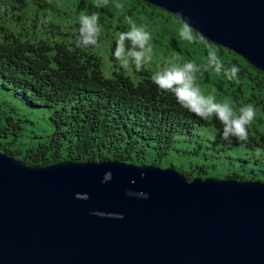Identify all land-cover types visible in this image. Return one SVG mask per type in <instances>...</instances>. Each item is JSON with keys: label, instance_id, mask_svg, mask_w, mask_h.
I'll list each match as a JSON object with an SVG mask.
<instances>
[{"label": "water", "instance_id": "water-1", "mask_svg": "<svg viewBox=\"0 0 264 264\" xmlns=\"http://www.w3.org/2000/svg\"><path fill=\"white\" fill-rule=\"evenodd\" d=\"M139 1L264 74V0ZM0 264H264V182L0 153Z\"/></svg>", "mask_w": 264, "mask_h": 264}, {"label": "trees", "instance_id": "trees-1", "mask_svg": "<svg viewBox=\"0 0 264 264\" xmlns=\"http://www.w3.org/2000/svg\"><path fill=\"white\" fill-rule=\"evenodd\" d=\"M74 1L62 9L60 0H0V87L11 92L30 112L48 111L51 127L43 135L32 131L38 141L23 149L20 138L29 137L23 126L28 121L19 115L16 106L0 100V153L32 167L60 161L111 160L172 167L188 180L199 177L264 182L236 171L214 175L209 168L215 169V164H195L191 158L211 163L218 158L232 161L227 151L233 150V145L250 150L255 163L256 151L264 160L263 73L193 31L201 42L225 49L252 70L245 71L252 83L250 97L244 102L254 105L259 125H249L246 142L223 140L221 128L218 135L215 133L218 139H208L199 128L210 122L180 109L170 94L159 92L151 83V72L139 71L133 80L115 66L111 77L103 75L101 61L93 50L76 47L78 24L69 23L72 17L85 13L91 0ZM106 8H95L101 25L97 45L103 37L102 30L109 27L104 16ZM232 64L239 66L235 58ZM236 91L241 93L239 87ZM239 98L243 99L236 96ZM177 142L186 147L179 148ZM173 152L178 153L176 158ZM183 158H189L188 167L181 161Z\"/></svg>", "mask_w": 264, "mask_h": 264}, {"label": "rangeland", "instance_id": "rangeland-1", "mask_svg": "<svg viewBox=\"0 0 264 264\" xmlns=\"http://www.w3.org/2000/svg\"><path fill=\"white\" fill-rule=\"evenodd\" d=\"M64 7L69 6L71 3L74 4V0H60ZM95 0H91L88 4V7L85 9V13L91 14L95 11L94 5ZM104 16L107 20L106 29L102 30L103 37L101 38L98 45L95 47H90L89 49L93 50V53L101 61V71L104 76L111 77L112 70L116 65L112 60V52L115 47V40L118 38V34L123 31H127L130 28V25L127 24L126 18L131 17L138 26L145 27L151 33V41L149 42V47L151 48V60L150 62L144 65L143 70L151 72L152 75L161 71L163 67L171 63L173 65H183L188 61H193L196 64L202 67L203 74L198 76L196 84L200 88L201 92L204 95H213L216 98L217 102H228L232 105L234 109H237L251 101L244 100L250 97L251 94V81L247 78L245 71L251 73L252 70L244 66V63L241 62L237 57L231 55L225 49L220 50L216 47H212L213 50H216L220 59L224 63L225 68L232 64L234 58L238 60L240 71L244 70V76L238 74V77L229 80L220 72H216L214 68L209 64V56L207 51V43L201 42L200 38L196 37L195 33H192V41L181 39L179 36V30L181 24L174 16L168 14V12L162 11L157 8H153L147 5H141L136 3L134 0H114L109 1V4L106 5ZM112 17H109V15ZM79 17L75 16L69 19L71 25L77 24ZM121 19V21H117ZM74 32L73 30H69ZM121 68V67H120ZM126 75L132 79L135 77V74L138 73L132 67L121 68ZM248 70V71H247ZM134 80V79H133ZM240 88L241 93H238L237 88ZM236 96L243 97V99H236ZM0 100H5L16 106V110L20 116H23L28 122L23 123V126L28 130V136H23L20 138L22 143V148L26 149L32 143L38 141L37 138L33 137V132L38 135H43L46 132H49L50 122L47 118L49 117V112L45 111H35L30 112L28 108L24 107L19 103V101L12 95L11 92H6L0 87ZM238 104L240 106H238ZM258 114L256 113L255 119L252 121L253 125H259L257 121ZM209 126H203L199 128L200 133L203 134L208 139L216 140L215 133L218 135V130L221 128V125L216 120H209ZM31 131V132H30ZM214 134V135H213ZM30 137H33L30 139ZM176 145L179 148H185V143L177 142ZM233 150H228L227 153L232 155V161L227 159L218 158L213 163L203 162L201 159L193 158V163L212 165L215 164L216 168H209L210 173L222 175L224 173L236 171L238 174L245 175L254 179H264V160L261 159L259 152L256 151L255 155L257 156V163L254 162V158H250L251 151H246L242 148H237L233 146ZM248 152V153H247ZM174 157L178 156L177 152H173ZM221 154H224L221 152ZM252 154V153H251ZM249 161L243 163V161ZM185 166H189V158H183L181 160ZM255 174V176H254Z\"/></svg>", "mask_w": 264, "mask_h": 264}, {"label": "clouds", "instance_id": "clouds-1", "mask_svg": "<svg viewBox=\"0 0 264 264\" xmlns=\"http://www.w3.org/2000/svg\"><path fill=\"white\" fill-rule=\"evenodd\" d=\"M108 2L109 0H95L93 6L102 8ZM176 16L181 24L180 38L191 42L194 31L191 23L182 13L178 12ZM126 22L130 28L118 34L111 58L119 67H132L139 72L151 60L152 50L149 47L152 38L151 33L145 27L138 26L131 17H127ZM77 24L76 47L81 49L95 47L101 31L98 13L81 14ZM207 51L209 64L216 72L222 73L229 80L238 77L240 69L237 65L231 64L225 68L224 63L216 50L212 49L210 43H207ZM202 74V67L193 61H188L183 65L169 63L151 77V83L156 86L159 92L170 94L180 109L187 113L204 121H218L221 125L220 135L223 140L230 142L235 139L238 142H246L248 140V127L256 117L254 105L251 103L244 104L237 110L228 102H217L213 95H204L196 84L198 76ZM111 175L110 171L106 172L105 179H109ZM122 218L121 216L120 219Z\"/></svg>", "mask_w": 264, "mask_h": 264}]
</instances>
